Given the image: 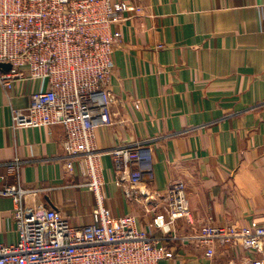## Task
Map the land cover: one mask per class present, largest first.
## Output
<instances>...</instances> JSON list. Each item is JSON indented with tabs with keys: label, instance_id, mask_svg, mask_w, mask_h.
I'll list each match as a JSON object with an SVG mask.
<instances>
[{
	"label": "crops",
	"instance_id": "crops-1",
	"mask_svg": "<svg viewBox=\"0 0 264 264\" xmlns=\"http://www.w3.org/2000/svg\"><path fill=\"white\" fill-rule=\"evenodd\" d=\"M119 1L138 11L114 44L106 87L113 100L96 143L100 151L149 144L154 178L138 185L141 202L128 198L127 183H114L112 159L104 155V205L114 216L136 215L147 229L159 213L158 196L169 181L182 180L190 219L176 220L166 234L153 230L173 252L160 263L264 264V240L261 251L216 243L207 257L204 245L182 239L207 221L264 225V0ZM46 87L44 79L16 81L9 92L0 84V176L18 157L23 206L57 209L80 226L91 221L96 200L77 169L66 172L63 126H11L12 108L27 107ZM11 181L0 179V189ZM13 209L12 198L0 194L5 244L18 239Z\"/></svg>",
	"mask_w": 264,
	"mask_h": 264
},
{
	"label": "built area",
	"instance_id": "built-area-1",
	"mask_svg": "<svg viewBox=\"0 0 264 264\" xmlns=\"http://www.w3.org/2000/svg\"><path fill=\"white\" fill-rule=\"evenodd\" d=\"M137 11L119 0H0V63L10 64L8 70L0 68V84L9 92L16 81L47 82L44 90L31 95L27 107L12 108L11 126L62 125L66 172L77 169L96 200L91 221L80 226L71 225L54 208L28 211L22 204L27 190L20 181L21 161L14 157L4 163L6 172L0 179L13 181L5 182L0 194L12 198L18 239L0 242V264H161L173 256L153 230L166 234L176 220L190 219L182 180L168 182L153 207L159 213L147 229L138 227L136 215L114 216L104 205V155L112 159L114 183H127L123 192L128 198L141 202L138 185L154 178L149 144L100 151L95 134L98 126L108 123L107 108L113 100L106 87L114 44L121 38L120 27ZM182 239L204 245L207 257L214 255L216 243L261 251L264 225L207 221Z\"/></svg>",
	"mask_w": 264,
	"mask_h": 264
},
{
	"label": "water",
	"instance_id": "water-1",
	"mask_svg": "<svg viewBox=\"0 0 264 264\" xmlns=\"http://www.w3.org/2000/svg\"><path fill=\"white\" fill-rule=\"evenodd\" d=\"M0 68H2L4 70H8L10 68V64L9 63H0Z\"/></svg>",
	"mask_w": 264,
	"mask_h": 264
}]
</instances>
